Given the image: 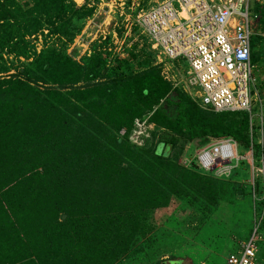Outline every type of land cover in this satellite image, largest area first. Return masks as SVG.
<instances>
[{"label":"trees","instance_id":"obj_1","mask_svg":"<svg viewBox=\"0 0 264 264\" xmlns=\"http://www.w3.org/2000/svg\"><path fill=\"white\" fill-rule=\"evenodd\" d=\"M45 2L36 15L18 0H0V52L16 58L11 73L0 63V74L8 73L0 75V264H114L139 232L138 212L183 195L216 203L220 176L181 164V140L230 138L256 147L263 161L264 140L249 136L250 112L203 108L158 63L134 68L119 57L108 65L95 51L80 60L54 47L37 52L35 34L58 32L60 22L92 10ZM250 10L264 26V2ZM251 59L259 61L253 51ZM143 117L168 133L159 146L150 130L140 143L130 139Z\"/></svg>","mask_w":264,"mask_h":264},{"label":"rangeland","instance_id":"obj_2","mask_svg":"<svg viewBox=\"0 0 264 264\" xmlns=\"http://www.w3.org/2000/svg\"><path fill=\"white\" fill-rule=\"evenodd\" d=\"M18 1L36 15H44L47 9L46 0ZM73 1L77 6L91 7V13L83 18L74 17L70 24L60 22L59 29H53L59 33H49L44 29L35 34L32 37V44L37 52L43 47L49 49L54 47L57 50H65L73 59L80 60L82 56L95 51L102 53L108 65H112L113 59L119 57L130 60L134 68L152 61L160 64L164 78L182 89L186 61L181 57L174 62L164 58L159 49L151 46L148 36L136 22L137 14L142 9L151 7L155 0ZM262 25L258 21L255 33L251 37V46L258 60H264ZM15 60L16 58L5 49L0 52V63L10 64L11 71L8 73L14 71L15 68L11 64L12 62L16 64ZM261 77L264 81V71L261 72ZM257 111L258 109L254 107L248 134L254 144H262L264 114L261 120ZM140 119L142 122L145 121L144 127L141 123L139 129L134 131V136L132 133V141H137L138 133L143 132L144 128L145 134L150 130L149 137L153 144H160V140L168 136V133L158 129L156 125L153 124L151 127L152 122H148L147 117ZM151 131L154 132V137L153 134L151 136ZM209 143L206 140L202 144L181 140L180 144L183 145L181 164L193 170L204 171L194 157ZM233 147L236 159L218 161L217 166L204 171L213 177L220 176L218 178L221 182L217 186L220 191L215 204L204 200L191 203L193 199L183 195L178 200H172L169 207L138 212L139 232L128 252L114 264H156L159 259L169 258L181 259L180 264H226L227 254L239 248L249 236L250 230L258 231V255H262L264 161L256 147L246 149L235 143ZM252 182L255 186L254 195L251 193Z\"/></svg>","mask_w":264,"mask_h":264},{"label":"built area","instance_id":"obj_3","mask_svg":"<svg viewBox=\"0 0 264 264\" xmlns=\"http://www.w3.org/2000/svg\"><path fill=\"white\" fill-rule=\"evenodd\" d=\"M254 1L264 2L155 0L151 7L137 14L136 22L148 36L151 46L159 49L164 58L174 62L181 57L186 61L182 89L200 106L217 112L245 110L251 115L256 107L262 120L264 81L261 72L264 62L259 65L251 60V37L258 23L257 14L250 10ZM141 123L144 127L145 121L134 120L133 136ZM145 131V128L140 131L134 142L140 143L141 135H148ZM233 143L230 138L212 140L194 159L206 171L217 166L218 161L235 158V154L231 158L222 150L223 145L233 147ZM251 191L254 195L253 182ZM255 233L253 231L236 251L227 255L226 264H256L258 236Z\"/></svg>","mask_w":264,"mask_h":264},{"label":"bare ground","instance_id":"obj_4","mask_svg":"<svg viewBox=\"0 0 264 264\" xmlns=\"http://www.w3.org/2000/svg\"><path fill=\"white\" fill-rule=\"evenodd\" d=\"M223 152L229 153V156L232 158L234 156V149L231 145L225 144L222 147Z\"/></svg>","mask_w":264,"mask_h":264},{"label":"crops","instance_id":"obj_5","mask_svg":"<svg viewBox=\"0 0 264 264\" xmlns=\"http://www.w3.org/2000/svg\"><path fill=\"white\" fill-rule=\"evenodd\" d=\"M257 25V24H256ZM256 28V27H255ZM252 51H253V48H252ZM264 59V58H263ZM252 60V59H251ZM264 62V60H259L258 62H254V63H257V64H262Z\"/></svg>","mask_w":264,"mask_h":264}]
</instances>
